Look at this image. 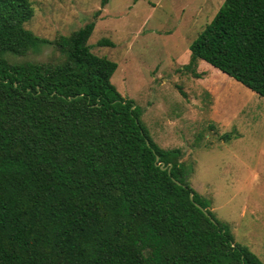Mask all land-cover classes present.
Instances as JSON below:
<instances>
[{"label": "trees", "instance_id": "1", "mask_svg": "<svg viewBox=\"0 0 264 264\" xmlns=\"http://www.w3.org/2000/svg\"><path fill=\"white\" fill-rule=\"evenodd\" d=\"M33 12L0 0V264H264L111 82L95 20L49 40L24 27ZM47 45L54 59L15 60ZM189 51L184 68L204 60L264 97V0H224Z\"/></svg>", "mask_w": 264, "mask_h": 264}, {"label": "rangeland", "instance_id": "2", "mask_svg": "<svg viewBox=\"0 0 264 264\" xmlns=\"http://www.w3.org/2000/svg\"><path fill=\"white\" fill-rule=\"evenodd\" d=\"M223 1L31 0L24 27L53 40L95 20L87 42L117 63L111 82L141 109L160 147L181 149L191 187L264 262V97L204 60L183 67L190 43ZM102 38L113 45H98ZM57 55L47 45L15 60Z\"/></svg>", "mask_w": 264, "mask_h": 264}, {"label": "water", "instance_id": "3", "mask_svg": "<svg viewBox=\"0 0 264 264\" xmlns=\"http://www.w3.org/2000/svg\"><path fill=\"white\" fill-rule=\"evenodd\" d=\"M158 159V157H156V160ZM170 166L171 165H169V168H167L166 166H163L162 164H161V167L163 168V169H166L167 168V170L169 171L170 170ZM179 183V182H178ZM190 196H192V194H190ZM197 206L199 207V208H201L203 211H204V209L200 206V205H198L197 204ZM205 212V211H204Z\"/></svg>", "mask_w": 264, "mask_h": 264}]
</instances>
